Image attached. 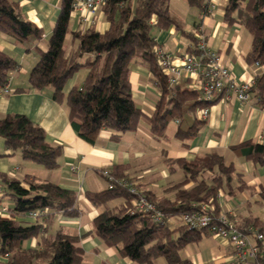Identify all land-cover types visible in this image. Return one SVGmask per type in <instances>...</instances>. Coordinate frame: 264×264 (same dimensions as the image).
<instances>
[{
    "label": "trees",
    "instance_id": "16d2710c",
    "mask_svg": "<svg viewBox=\"0 0 264 264\" xmlns=\"http://www.w3.org/2000/svg\"><path fill=\"white\" fill-rule=\"evenodd\" d=\"M72 2L60 0L46 48L34 47L38 60L30 70L29 83L36 90L49 88L53 100L65 102L70 124L80 138L93 143L100 129L106 128L112 131L111 138L118 140L120 133L135 129L144 116L153 135L161 137L171 120H180L185 112L207 105L196 99L198 93L188 89L185 81L169 85L153 52L157 45L153 29L181 26L179 19L170 12L169 0H104L99 9L109 23L108 28L100 32L91 24L83 31L70 32L77 45L66 55L64 39L69 33ZM186 2L204 14L208 12L205 0ZM224 19L239 23L250 32L252 41L246 61L264 64V0H247L243 4L242 0H228ZM0 32L13 36L26 45L27 50L32 39L42 38L41 29L22 17L14 0H0ZM189 38L192 44L186 51L196 52L193 34H189ZM134 61L148 69L159 92L149 116L132 98L129 72ZM15 67V60L0 50V90L7 85ZM81 67L87 69L85 78L65 94L64 84ZM251 97L258 105L264 106V71L255 76ZM199 127V124H193L182 128L178 124L175 135L178 138L191 137ZM0 138L5 149L19 152L25 160L48 169L58 165L60 145L50 144L44 129L24 114L13 113L0 118ZM231 149L245 160L264 166V142L245 140L231 145ZM167 161L171 169L175 163L184 173L181 181L167 187L172 195L154 197L143 192L165 216L178 218L171 225L155 223L148 215L134 210L130 194L122 187L108 188L106 183L103 190L84 193L93 206L100 207L92 225L102 242L116 247L121 256L138 264H154V259L159 256L165 258L166 264H192L189 259L181 257L179 251L187 243L211 233L204 228L187 227L180 220L181 214L194 209L193 204L208 202L210 198L215 200L223 186L228 188L229 194L246 187L242 173L216 152L196 155L193 159ZM106 169L115 177H127L117 170V166ZM206 172L211 173L208 178L204 177ZM102 177L106 181L105 176ZM233 179L239 183L235 187L237 190L232 188ZM188 182L192 184L186 186ZM26 184L0 172L2 195L12 202L9 214L0 216V255H4L0 264H79L83 250L77 245V236L58 231L52 237H41L37 247H24V241L39 236L45 228L40 223L24 224L17 219L36 209H47L46 219L58 212L78 216L75 191L51 181L26 180ZM260 196L264 198V184L260 187ZM117 197L123 202L110 206V200ZM236 223L239 227L255 226L264 231V221L259 217L246 216Z\"/></svg>",
    "mask_w": 264,
    "mask_h": 264
},
{
    "label": "crops",
    "instance_id": "0c3cea01",
    "mask_svg": "<svg viewBox=\"0 0 264 264\" xmlns=\"http://www.w3.org/2000/svg\"><path fill=\"white\" fill-rule=\"evenodd\" d=\"M14 1L17 2L22 17L41 29L42 38L32 39L27 50V46L16 41L13 36L0 32V50L16 62L6 85L8 91H0V118L13 113L26 115L44 129L46 140L50 144L60 145L61 151L57 158V167L48 169L23 159L19 152L5 149L3 139L0 138V172L20 179L25 186L26 180H36L51 181L71 189L76 193L75 206L79 210L78 216H66L58 212L48 219L46 215L36 219L27 215L18 216L17 219L24 224L40 223L45 228L39 236L24 241V247H37L41 237H52L60 231L78 237L77 245L83 250L79 264H138L121 256L116 247L102 242L92 225L100 207L89 202L85 191L105 189L106 181L98 170L117 166V170L134 180L142 191L154 197L164 194L171 196L172 193L166 190L167 187L181 181L184 173L175 163L171 165V169L167 160L193 159L196 155L207 152H216L224 157L226 163H232L236 171L242 173L246 185L234 194H229L228 188L223 186L216 199L210 198L208 203L217 211H231L238 221L246 216L259 217L264 221V216L259 213L264 209V198L260 196V187L264 184V166L245 160L231 149V145L245 140L264 142V106L258 105L254 97L246 102L234 99L214 102L204 119L199 118L198 109L187 111L180 120H171L161 137L153 135L144 116L143 120L140 118L135 129L120 133L118 140L111 138V130L102 128L94 142L89 143L80 138L72 128L65 102L53 100L49 88L36 90L29 83L30 70L38 60L34 47L38 45L42 49L46 48L58 16L60 0ZM246 1L242 0V4ZM205 2L208 7L206 14L188 5L186 0H169L170 12L179 19L181 26L179 28L170 25L166 29H153L152 34L157 45L171 53L186 51L192 44L189 34H193L196 25L200 23L206 33L208 47L221 56L223 65L230 69L236 79L249 81L264 71V64L246 61L245 56L252 41L250 32L241 24L224 19L228 0ZM91 24L100 32L109 26L101 9L87 23L80 20L77 12H72L68 23L69 33L64 39V50L69 42L71 50H65L66 55L77 45V40H72L70 32L83 31ZM86 73L85 67L79 68L64 84V93L67 94L73 85L80 84ZM129 82L134 102L149 116L159 98L150 72L138 61H134L130 65ZM171 122L172 126L169 125ZM178 124L182 128L193 124H199L200 127L191 137L178 138L175 135ZM210 175V172H206L204 177L208 178ZM191 184L192 182H188L186 186ZM238 184L236 179L232 180V188L235 189ZM114 199L110 200V206L123 202L122 198ZM253 200L255 205L260 206L254 207L251 212L250 205ZM0 204L7 211L12 206L7 196H0ZM244 206L248 213L242 214L240 211ZM179 253L192 264H229L232 260L228 240L209 233L203 234L195 242L187 243ZM154 264H166V260L159 256L154 259Z\"/></svg>",
    "mask_w": 264,
    "mask_h": 264
},
{
    "label": "built area",
    "instance_id": "2783aa9c",
    "mask_svg": "<svg viewBox=\"0 0 264 264\" xmlns=\"http://www.w3.org/2000/svg\"><path fill=\"white\" fill-rule=\"evenodd\" d=\"M103 2L104 0H73L72 8L78 13L80 20L87 23ZM193 36L196 52L171 53L158 45L153 48L167 83L176 85L185 81L188 89L198 93L196 99L207 103L198 109L200 119L206 118L210 105L219 100L248 101L252 95L255 77L249 81L236 79L230 69L223 65L221 56L208 47L202 24L196 25ZM0 91L6 93L7 86ZM100 172L105 176L108 188L119 186L130 194L134 210L148 215L155 223L173 224L172 218L165 216L134 180L128 177H115L106 168H102ZM0 196H3L1 187ZM193 205L194 209L181 214V222L189 228H204L213 235L226 238L232 254L229 264H264V231L255 226L239 227L231 211H217L208 202ZM5 213L9 214V210L0 204V216H7ZM47 213V209H36L29 211L27 216L36 219Z\"/></svg>",
    "mask_w": 264,
    "mask_h": 264
},
{
    "label": "rangeland",
    "instance_id": "374dc122",
    "mask_svg": "<svg viewBox=\"0 0 264 264\" xmlns=\"http://www.w3.org/2000/svg\"><path fill=\"white\" fill-rule=\"evenodd\" d=\"M70 46H71V43H70V42H69L68 44L66 43V45H65V50H66V52H69V51L71 50V49H70ZM141 120H143V117L141 118ZM172 124H173V122H171L169 125L172 126ZM120 198H121V197H117V198H115V199L120 200ZM115 199H114V200H115ZM257 205L260 206V204H256V205H255V201H254V200L251 201L250 211L253 212L254 209H255L254 207H257ZM260 208H261V207H260ZM258 211H259V210H258ZM258 211H257V212H258ZM240 213H242V214L248 213L247 207L244 206L243 209L240 211ZM249 213H250V212H249ZM259 213H260V215L264 216V209H261V211H259ZM172 219H174L176 222H177V220H178V218H177L176 216L173 217ZM2 260H4V255H3V256L0 255V261H2Z\"/></svg>",
    "mask_w": 264,
    "mask_h": 264
}]
</instances>
